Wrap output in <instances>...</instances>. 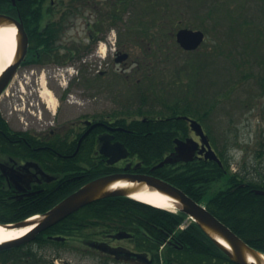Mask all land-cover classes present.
Returning <instances> with one entry per match:
<instances>
[{"label": "flooded vegetation", "instance_id": "1", "mask_svg": "<svg viewBox=\"0 0 264 264\" xmlns=\"http://www.w3.org/2000/svg\"><path fill=\"white\" fill-rule=\"evenodd\" d=\"M130 1L30 0L28 42L16 83L29 86L36 112L44 106V87L52 91L58 105L80 102L77 94L81 91L82 95L85 89L90 92L88 98H93L104 87L103 93L111 98V88L101 85L100 79L110 77L111 71L116 74L118 65L131 66L127 65L129 53L124 46L130 28L123 18V7ZM17 14L20 15L18 8ZM124 77L130 80V73ZM167 89L160 87L162 95H149L144 101L131 95L126 108L119 111H106L88 101L79 106L68 125L58 121L38 131L23 130L32 142L21 135H4L0 129V138L6 141L0 144V206H9L4 210L15 217L13 229L26 228L12 241L0 245V264H229L222 256L186 254L184 239L194 238L193 234L181 233L183 228L178 226L136 222L129 208L88 204L53 224L36 228L35 223L49 207L84 184L86 171L147 173L155 158L160 161L173 149V139L172 149L161 157L154 150L137 148L134 143L139 136L148 140L151 133L164 129L128 127L135 119L149 123L170 118V108L176 109L179 99L171 97ZM121 119L126 126L119 123ZM186 136L194 138L202 148L200 137L190 127L183 139ZM21 139L24 144L19 143ZM158 140V146L163 148V139ZM104 142L105 150L115 155L119 152L113 151L110 144L121 142L126 156L110 161L113 154L107 156L99 151ZM192 161L209 159L196 150ZM181 164L178 161L171 166ZM236 171L224 185L222 177L214 183L212 177L205 176L195 178L192 186L196 194L208 196V209L214 205L229 207L228 212H220L222 222L231 221L242 230L264 231V193L257 192L264 191L263 170L242 162ZM223 188L226 191L212 197L213 191ZM223 197L232 200L222 201Z\"/></svg>", "mask_w": 264, "mask_h": 264}, {"label": "rangeland", "instance_id": "2", "mask_svg": "<svg viewBox=\"0 0 264 264\" xmlns=\"http://www.w3.org/2000/svg\"><path fill=\"white\" fill-rule=\"evenodd\" d=\"M135 2L139 5L138 10H134L131 0L126 12H123V18L127 21L126 27L130 28V31L126 32L127 42L124 46L129 53L127 65L131 66L119 68L118 65L117 74L120 73L121 76H116L111 71L110 77L100 79L101 85L107 84L111 88L109 92L111 98L107 92L103 93L104 87L101 88L100 94L93 98H88L90 96L88 90L85 89L82 95L79 91L77 95L80 96L77 97L78 101H81L63 102L59 105L58 102L54 118L48 108L43 107L42 117L46 125L58 121H61V125H68L79 106H85L88 101L94 103L91 106L105 107L104 109H108L106 111L123 110L126 108L128 98L131 95L135 97L138 86L140 89L149 87L148 95L156 96L160 78L163 77L165 80L167 78L165 83L168 87L170 77L175 75L174 88L167 89L171 97L176 96L180 100L187 98L193 103L199 101L201 108L209 109L212 106L210 114L202 124L205 130L209 131L206 133L214 139L217 150L224 144L228 146L227 154L232 162L229 172L236 170L242 162H246L247 165L253 163L258 166L264 173V153L261 157L257 154L261 142L264 141V94H260V86L257 83L258 77L264 71V0H135ZM148 4L154 5L155 9L147 10L146 6L141 10L142 6ZM226 7L228 14L225 11ZM234 21L244 23L241 27L242 39L233 43L240 49L244 48V52H248L235 53L232 56L235 62L241 64L238 68L226 55L217 54L218 45H223L225 50L232 47L229 36ZM180 27L201 29L205 34L203 42L194 50L182 49L175 40V32ZM257 34L263 44L261 65L257 64V57L249 54L253 50V39ZM192 70L197 73L190 79V81L193 79L192 85L190 84L193 88L189 93L186 86L189 79L186 75L194 72ZM185 71L188 74H185ZM125 73H130V80H124L122 76ZM16 78L11 81L7 94L0 99V112L12 128L38 131V126L35 127L30 121L31 115L24 116V120L27 121L25 123L16 115L13 108H10L20 93ZM163 84L164 81L161 85ZM217 181L218 178L213 182Z\"/></svg>", "mask_w": 264, "mask_h": 264}, {"label": "trees", "instance_id": "3", "mask_svg": "<svg viewBox=\"0 0 264 264\" xmlns=\"http://www.w3.org/2000/svg\"><path fill=\"white\" fill-rule=\"evenodd\" d=\"M132 5L134 7V10H138L139 5L136 4L135 0H132ZM147 6V7H146ZM150 9L154 8V5L148 4L144 7L142 6V9ZM17 8L20 11V17L23 20V23L25 25L26 30L28 31V25H29V16H30V0H22L17 1L15 5H12L11 0H0V12L10 13L13 15H16ZM126 10V7H123ZM119 7H116L117 10V17L120 18V14L118 13ZM155 9V8H154ZM226 14H228L227 7L225 9ZM226 14H224L226 16ZM239 15H241L240 12H238ZM228 16V15H227ZM242 16V15H241ZM152 23V21H150ZM244 21L238 22L234 21L232 22L231 28H230V36L229 40L232 42L230 43L232 47L227 48V50L224 49L223 45H218V53L217 54H223L226 55L233 65L238 68L241 64L235 62L232 59V56L236 54H246L247 51L244 52V48L240 49L238 45H235L233 42H237L238 40L242 39L241 34V27ZM155 24H157V21H155ZM153 34V32H151ZM239 34V36H237ZM237 36V37H236ZM152 38V37H151ZM253 50L250 55H253L257 57V64L261 65L263 56H262V50H263V44L261 39H259V34H257L253 39ZM221 46V47H220ZM226 51V52H225ZM264 61V60H263ZM196 70V69H195ZM264 70V69H263ZM194 71V70H192ZM197 72L194 71L190 75L185 71V74L187 78L189 79L186 86H187V92L190 93V90H192V80L190 79L196 74ZM163 80H159V84H162ZM257 83L260 86V94H264V71L263 74L260 75L257 79ZM169 86H174L176 84V78L175 75L173 77H170L168 83ZM191 84V85H190ZM142 98H145L147 94L145 92H142L139 94ZM185 98V97H184ZM192 101L188 100L187 98L180 100V106L178 109H171L173 114H182V115H189L196 117L198 120L204 122V119L207 118V116L211 112V107L208 109L201 108L199 101L195 102V106L192 105ZM139 114H142V112H139ZM125 120L121 119L119 120V123L122 125H125ZM128 127L137 128V130L146 129V128H159L164 129L163 132L160 133H151L148 137V140L142 136L140 137V140H137L134 144H136L137 148H146V150H154L158 156H161V152H165L172 146L171 139L174 136L177 135H185L187 134V123L183 119H169L165 121H150L149 123L141 122V120L135 119L130 122ZM0 129L3 130V134L10 136V137H17L18 135L23 136L26 141L32 142V137L28 135L25 132L20 131H13L12 128L9 126V124L6 122V120L3 118V116L0 113ZM158 138H162L164 141L163 148L158 146L159 140ZM212 143L215 145L214 139L211 137ZM38 142V141H36ZM20 144H24L25 141L20 140ZM0 144H6L5 140H2L0 138ZM237 146H239L236 143ZM162 148V149H161ZM264 141L260 144V150L258 151V156L261 157L264 153ZM227 149L228 146L226 144L222 145L220 149H218V152L223 160V166L220 167L216 162L214 161H208V162H201V163H194V162H187L184 164H181L178 167H170V166H163L158 169H156L154 172L158 176L168 179L170 182L178 186L180 189H182L186 194L194 198L196 201H204L208 196H203L202 194L198 195L195 193V190L192 186L193 180L195 178H203L205 176L212 177V180L215 181L217 178L222 177L223 181H228L227 178H229L230 174L228 172H224V170H228V156H227ZM163 150V151H162ZM147 154L143 153V156H146ZM158 157L154 159V161H157ZM148 162V161H147ZM97 170H90V172L85 173V181L104 173V171H100V173L95 174ZM226 190H215L211 195L212 197H218L219 193L224 192ZM229 191V190H228ZM232 198L230 197H223L222 201H230ZM90 206H99L102 208H111V209H120V208H129L132 209V215L136 222H148V223H156V224H162L164 226H169L171 228H174L181 223L186 215L182 212H170L168 210H164L161 208H157L154 206H151L149 204L139 202L137 200L131 199L129 197L125 196H116V197H107L100 199L98 201H95ZM4 207H9L8 205H2L0 206V222L4 221H11L15 217L12 214L7 213L4 209ZM228 212L229 207L227 205L223 206L222 208L217 207L214 205V207L211 208V212L217 216L221 217V211ZM146 220V221H145ZM225 223L231 227V229L240 236L246 243H248L253 248L259 250L260 252L264 253V231L263 230H242L238 226H235L233 222L231 221H225ZM190 232L194 235V238L186 237L184 240V250H186V254H194L197 255H205V254H211L213 256H222L226 257V255L217 247V245L209 239L205 235V233L198 227V225L191 221L189 225L181 230V233H187ZM229 264H235L232 261L228 260Z\"/></svg>", "mask_w": 264, "mask_h": 264}, {"label": "water", "instance_id": "4", "mask_svg": "<svg viewBox=\"0 0 264 264\" xmlns=\"http://www.w3.org/2000/svg\"><path fill=\"white\" fill-rule=\"evenodd\" d=\"M16 0H12L15 4ZM12 25L16 27V49L12 63L0 72V93L5 88L9 80L13 77L20 61L22 60L27 45V34L21 21L16 17L0 13V26ZM177 43L185 50L196 49L204 39V32L200 29L182 27L175 33ZM188 119L191 128L201 136L207 150L205 156L220 163L215 152L212 150L207 135L204 134L201 124L187 116H179ZM176 145L162 161L154 165L151 170L162 166L164 163H172L178 160L188 161L193 158L197 149V142L191 137L185 140L175 138ZM119 154L114 155V160L126 156V150L120 143ZM101 147V152L108 155ZM204 149V148H203ZM202 151V150H200ZM118 181L129 182V185L113 187ZM158 190L175 200V206L185 214L194 218L193 220L201 227L205 234L235 263L237 264H264V254L248 245L242 238L236 235L228 226L223 224L218 218L210 213L204 206L185 194L181 189L158 176L139 173L121 174L108 173L98 176L79 187L77 190L67 195L58 203L48 209L35 223L36 228H43L53 224L72 212L73 210L87 204L88 202L109 196H130V194L142 191L145 188ZM260 191V190H258ZM264 192V191H260ZM6 229H12L15 225L0 223ZM13 239L0 241V245ZM226 242L227 247L222 243Z\"/></svg>", "mask_w": 264, "mask_h": 264}, {"label": "bare ground", "instance_id": "5", "mask_svg": "<svg viewBox=\"0 0 264 264\" xmlns=\"http://www.w3.org/2000/svg\"><path fill=\"white\" fill-rule=\"evenodd\" d=\"M16 27L12 25H1L0 26V72L5 69L13 61V55L16 49ZM43 96L48 98V107L51 110H54L56 107V100L53 97L50 90L44 87ZM129 182L118 181L114 184L113 187H120L124 185H129ZM130 197L133 199L145 202L147 204L160 207V208H174L175 200L168 195L161 193L158 190H152L145 188L142 191H138L130 194ZM26 231V228L22 229H6L0 225V241L6 239H11L17 237ZM222 243L227 247L226 242ZM264 257V256H263Z\"/></svg>", "mask_w": 264, "mask_h": 264}]
</instances>
